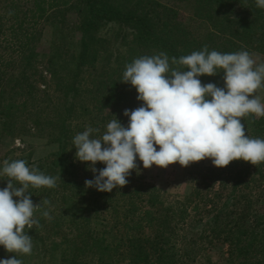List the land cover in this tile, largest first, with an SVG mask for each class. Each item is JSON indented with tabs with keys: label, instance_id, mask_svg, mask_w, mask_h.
Returning <instances> with one entry per match:
<instances>
[{
	"label": "trees",
	"instance_id": "1",
	"mask_svg": "<svg viewBox=\"0 0 264 264\" xmlns=\"http://www.w3.org/2000/svg\"><path fill=\"white\" fill-rule=\"evenodd\" d=\"M172 1L0 0V149L10 146L0 150V189L8 180L5 160L61 175L55 188L29 186L33 203L41 205L33 216L39 226L25 229L31 254L0 245V255H15L22 264H216L211 251L227 243V264H264V162H192L190 190L181 194L148 181L137 157L127 185L111 192L85 187L94 174L90 162L75 158L73 137L91 127L99 132L90 137L100 138L115 118L127 127L124 110L143 103L135 87L120 81L127 64L164 52L170 68L187 70L171 58L205 45L209 52L264 56V8L256 0ZM67 14L75 16L72 27ZM58 17L74 31V48L67 39L55 43L41 67L34 44L43 24ZM217 71L198 78L224 87ZM241 120L246 135L264 139V117ZM32 140L47 154L36 156Z\"/></svg>",
	"mask_w": 264,
	"mask_h": 264
},
{
	"label": "clouds",
	"instance_id": "2",
	"mask_svg": "<svg viewBox=\"0 0 264 264\" xmlns=\"http://www.w3.org/2000/svg\"><path fill=\"white\" fill-rule=\"evenodd\" d=\"M256 5L264 8V0H256ZM171 63L187 66V70L170 68L164 52L127 64L120 81L135 87L137 100L143 102L134 110H124L128 126L115 118L100 138L90 137L99 132L91 127L73 137L75 158L90 162L88 170L94 174L85 180L86 188L111 192L127 185L131 170H138L137 157L146 169L153 164L167 168L176 162L187 167L205 158L217 167L241 159L255 166L264 162V139L246 135L241 120L249 114L264 117V104L253 96L264 81V63L254 68L248 51L222 54L209 52L207 45L179 60L172 57ZM217 69L224 73V87L201 83L198 77L215 75L220 72ZM97 162L105 167L97 169ZM2 171L8 180L0 189V245L9 253L31 254L32 237L25 229L39 226L33 216L41 205L33 203L29 186L55 188L61 175L30 169L25 160H5ZM42 215L51 219L47 210ZM0 264L22 261L14 255L0 259Z\"/></svg>",
	"mask_w": 264,
	"mask_h": 264
},
{
	"label": "rangeland",
	"instance_id": "3",
	"mask_svg": "<svg viewBox=\"0 0 264 264\" xmlns=\"http://www.w3.org/2000/svg\"><path fill=\"white\" fill-rule=\"evenodd\" d=\"M162 2H173L172 0H161ZM183 10V9H182ZM185 12H189L185 10ZM57 21H61V17L56 18L55 21H49L45 24H43L44 29L41 30V32L38 35V38L34 44V46H37V58L40 60L39 65L41 67L45 66L46 56H48V51L54 50V44L60 43L64 39H67L66 46L70 47L71 49L74 48V31L71 30V22L75 21V16L73 14H67V24L71 27L63 28L64 25L58 24ZM48 52V53H45ZM252 58L255 61L254 68L264 63V56H252ZM253 96L259 97L260 102L264 104V81H262V86L258 88ZM251 98V97H250ZM19 142V143H17ZM31 144H35L37 147L36 156H43L47 154V148L43 147L39 142H36L35 140L31 141ZM8 145L4 146V148H1L0 150H5ZM27 147V146H25ZM10 148V146H8ZM14 148L16 154H20L22 149L24 148L22 145V142L17 140L14 143ZM157 150H159V146L156 145ZM206 163H210L212 161L211 158H205ZM140 165L142 166L143 170L146 173V178L148 181L155 183L159 187H161L163 190L167 191L168 193H181L185 194L189 192L190 185L187 181V175H186V167L181 166L178 162L168 165L167 168L159 167L155 164H153L150 168H144L142 161H140ZM228 244L227 243H220L218 246H216L212 251L211 254L213 256V259L216 264H227V251H228ZM13 255L11 254H5L0 255V259H6L10 258Z\"/></svg>",
	"mask_w": 264,
	"mask_h": 264
}]
</instances>
